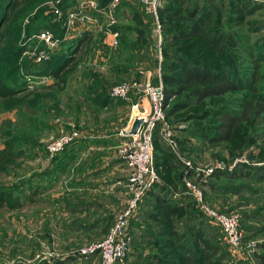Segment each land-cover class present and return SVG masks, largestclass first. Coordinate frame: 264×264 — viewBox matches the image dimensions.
Masks as SVG:
<instances>
[{"label":"rangeland","instance_id":"obj_1","mask_svg":"<svg viewBox=\"0 0 264 264\" xmlns=\"http://www.w3.org/2000/svg\"><path fill=\"white\" fill-rule=\"evenodd\" d=\"M46 1L26 17V24L43 9L47 18L55 16L52 14L54 0ZM64 1L65 4L69 3L70 9L82 0ZM166 3L167 0L163 2ZM142 9L141 0H126L117 11L118 23L114 28H108L103 18L104 29L101 31H86L81 24L75 25V30H70L72 45L85 36H92L93 40L82 46L83 59L77 71L67 77L64 91L49 86L54 83L52 79L46 85H38L44 75L32 73L38 72V50L45 49L38 40V32L19 42L23 54L18 62L25 66V74L20 73V80L10 82L15 87L25 88L24 93L28 94L29 101L25 109L11 112L2 111L0 105V148L5 141L11 140L21 155L15 166L0 173V189L12 187L16 197L22 198L33 191L38 193V172L42 166L40 159L47 158L50 161V158H55L57 155L52 156L48 151L51 142L62 134L79 130L76 122L88 119L93 115L91 111H99V106L92 98L108 96L111 88L120 82L143 81L149 77L157 82L159 63L155 22L151 17V33L147 40L138 37L132 20L134 13ZM254 20L264 21V10ZM111 31L120 33L122 39L119 47L110 46ZM64 32L67 36L66 28ZM251 38L252 44L258 41L261 45L264 28L252 34ZM61 44L60 41L56 49ZM55 51L51 58L57 53ZM240 65L248 68L251 64L242 55ZM261 87L264 88V81ZM249 96L247 91L230 93L222 98L207 100L170 118L177 144L176 150H172L187 167L188 175L184 176L183 181L186 184V180H190L202 192L203 204L189 189L184 192L183 187L173 190L169 198L184 208L183 214L177 218L182 223V229L191 232L195 226L205 234L213 235L221 264H260L256 256L264 252V119L252 118L243 124L244 127L237 131L230 142L215 146L198 135L189 134L188 128H213L218 122L211 116L213 110L226 107L240 111ZM188 162L191 165H187ZM235 170L239 178L212 177L217 171ZM247 172L248 175H245ZM34 198L33 203L28 202L20 210L0 209V264H38L44 260H62L65 264L93 262L97 254L91 255L88 250L103 241L102 233L95 229L90 231L89 226H51L44 223L43 220L47 223L50 221L48 211L38 202V196ZM204 205L218 212L238 216L244 236L241 250L228 245L221 231L203 211ZM136 224L152 228L148 222L139 221ZM158 254H162V251L150 247V243L143 240L141 244L132 245L128 256L120 263L142 264L141 257Z\"/></svg>","mask_w":264,"mask_h":264},{"label":"trees","instance_id":"obj_2","mask_svg":"<svg viewBox=\"0 0 264 264\" xmlns=\"http://www.w3.org/2000/svg\"><path fill=\"white\" fill-rule=\"evenodd\" d=\"M110 1L98 0L101 7ZM44 2L47 1L0 0L2 111L25 109L29 101L28 94L24 93L25 88L15 87L10 82L14 79L20 80V73L25 74V66L18 62L23 54L19 42L36 32L38 35L44 30L54 33L59 43L62 42L60 48L55 49L57 53H54L49 61L36 64L38 72H31L52 77L54 83L49 86L64 91L67 77L77 71L83 59L82 46L93 40L92 36H85L72 45V41L66 39L63 23L56 21V16H44V9L26 24V17ZM69 7V3L65 4L64 1V12ZM263 10L261 3L251 0H167L158 10L163 37L161 73L169 120L207 100L242 91L250 93L240 111L226 107L213 110L211 116L218 119L213 128H188L189 134L200 136L210 145L230 142L237 131L244 127L243 124L252 118L264 119V88L261 87L264 81V41L261 45L258 41L251 43L252 34L264 28V21L254 20ZM132 20L136 25L138 37L148 40L150 26L145 23L143 11H136ZM121 39L120 36V44ZM242 55L248 58L250 67L242 68ZM138 99L133 96L134 101ZM110 100L116 99L110 96L109 91L108 96H101L94 101L101 108ZM16 149L13 141H5L4 147L0 149V173H5L8 168L15 166L21 157ZM154 160L162 182L147 192L131 219V246L141 244L143 240L148 241L150 247L161 250L162 254L141 257L142 264H221L213 235L205 234L201 228L195 226L188 232L182 229V223L177 219L183 214L184 208L169 197L173 190H180L182 187L184 192H188L183 181L184 176L188 175L187 167L164 142L159 130L154 135ZM166 170L168 171L165 172ZM236 170L217 171L212 177L239 178ZM43 175L48 176L49 172ZM49 186H42V177L38 174V193L31 188V195L16 197L14 188L3 187L0 189V209H23L28 202L35 201V196L47 191ZM210 187L212 188V184ZM38 201L41 202L40 199ZM139 221L151 223L155 229L139 226L136 224ZM111 226L112 224L105 226L106 235ZM221 233L223 234L222 231ZM262 249L264 250V244ZM256 257L260 264H264V252ZM38 264L65 263L62 260H44Z\"/></svg>","mask_w":264,"mask_h":264},{"label":"built area","instance_id":"obj_3","mask_svg":"<svg viewBox=\"0 0 264 264\" xmlns=\"http://www.w3.org/2000/svg\"><path fill=\"white\" fill-rule=\"evenodd\" d=\"M126 0H111L106 6L101 7L96 0H82L73 8L66 12L62 9L64 0H54L52 9L57 20L63 23L67 29L69 39L70 30L76 29L75 25L81 24L89 30H103L100 17L107 22L108 28H114L118 23L116 18L119 7ZM165 0H141V4L147 14L155 22V32L157 37V60L159 63L157 82L151 77L143 81H129L114 85L110 90V96L116 100L131 104V125L135 118L144 119V124L138 135L133 136L129 141L120 147L121 158L126 162L129 169V190L130 199L128 205L119 211L114 218L108 234L99 244L93 245L88 252L91 255L99 256L100 264H119L128 255L132 237L130 235V222L138 205L156 184L161 182L159 174L155 168L154 160V135L157 130L164 142L173 150H176L175 130L171 121L167 117L165 107L164 87L162 83L161 62H162V29L159 23L158 10ZM264 4V0H251ZM111 47L120 46V33L111 31ZM40 43L47 48L38 50L37 62L43 63L51 58L53 50L57 48L59 39L50 30H44L38 35ZM38 85H46L52 77L44 76ZM133 96L139 98L134 101ZM82 137V134L74 129L71 132L55 138L48 147L49 153L54 156L66 150ZM191 165V163H187ZM213 172L212 169L209 170ZM186 186L193 193L195 198L203 204V194L190 180H186ZM211 222L218 226L225 236L228 245L235 250L243 248V232L240 227V220L234 214L218 212L203 206Z\"/></svg>","mask_w":264,"mask_h":264},{"label":"crops","instance_id":"obj_4","mask_svg":"<svg viewBox=\"0 0 264 264\" xmlns=\"http://www.w3.org/2000/svg\"><path fill=\"white\" fill-rule=\"evenodd\" d=\"M142 11L145 23L151 27V16ZM99 21L103 24L104 20L100 17ZM130 108L128 102L110 100L99 111H91L93 115L88 119L76 122L82 134L77 142L50 161L40 159L42 186L50 185L38 196L50 218L44 223L89 226L90 231L95 229L105 238V226L113 224L115 215L127 207L130 198V172L120 155V147L130 139L123 135L131 127ZM46 172L48 176L43 175ZM99 261L97 256L91 263Z\"/></svg>","mask_w":264,"mask_h":264},{"label":"water","instance_id":"obj_5","mask_svg":"<svg viewBox=\"0 0 264 264\" xmlns=\"http://www.w3.org/2000/svg\"><path fill=\"white\" fill-rule=\"evenodd\" d=\"M144 122H145L144 119L135 118L131 127L129 129H126L125 131H123V135H125L129 138L138 135L140 130H141V127L144 124Z\"/></svg>","mask_w":264,"mask_h":264}]
</instances>
